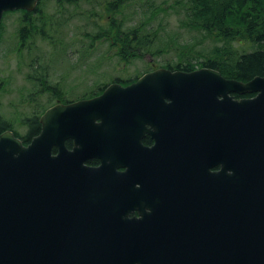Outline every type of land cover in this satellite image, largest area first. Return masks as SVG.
<instances>
[{
	"label": "flooded vegetation",
	"instance_id": "af4514ba",
	"mask_svg": "<svg viewBox=\"0 0 264 264\" xmlns=\"http://www.w3.org/2000/svg\"><path fill=\"white\" fill-rule=\"evenodd\" d=\"M41 2L34 11L13 13L32 16ZM201 68L168 69L191 73ZM113 83L125 91L68 108L101 97ZM48 86L57 91L37 92L50 103L41 115L19 121L25 134L11 128L2 133L11 131L29 146L42 132V116L65 107L49 119L46 134L50 151L43 216L49 239L91 231L120 256L138 253L141 264H164V257L177 258L174 264L222 257L229 225L247 227L241 234L247 243L263 244L264 222L228 219L227 179L239 174L229 165L232 114L224 107L222 84L144 73L73 99L59 86ZM230 96L240 101L257 94ZM35 124L38 131L32 133Z\"/></svg>",
	"mask_w": 264,
	"mask_h": 264
},
{
	"label": "water",
	"instance_id": "95a60500",
	"mask_svg": "<svg viewBox=\"0 0 264 264\" xmlns=\"http://www.w3.org/2000/svg\"><path fill=\"white\" fill-rule=\"evenodd\" d=\"M39 1L0 0V25L5 12H31ZM146 75L173 77L181 82H203L205 85L213 81L223 85L225 90L222 93L227 99L224 107L232 114V127L228 128L229 146L232 147L229 165L239 174L227 179L225 203L228 219L264 222V77L242 82L227 79L220 71L210 68L191 73L158 68ZM124 91L120 84L113 83L101 97L68 108L94 104L114 92ZM231 93H256L257 96L235 101ZM62 108L65 107L56 106L42 116V132L29 146H23L11 131L0 135V264H141L143 259L138 253L136 257L120 256L116 249L95 240L91 231L61 240L47 237L43 210L50 150L46 145V134L49 119ZM247 229L229 225L226 255L195 258L193 264H264V241L256 246L252 245L253 240L247 243L248 238L241 235ZM176 261L177 258H163L164 264Z\"/></svg>",
	"mask_w": 264,
	"mask_h": 264
},
{
	"label": "rangeland",
	"instance_id": "374dc122",
	"mask_svg": "<svg viewBox=\"0 0 264 264\" xmlns=\"http://www.w3.org/2000/svg\"><path fill=\"white\" fill-rule=\"evenodd\" d=\"M178 1L182 5L176 4ZM63 2L42 0L39 14L31 16L34 25L45 21L49 35L33 31V35L22 37L20 29H30L31 25L24 22L21 12H5L2 18L0 116L21 134H25L26 129L19 121L41 115L50 104L45 93H37L42 88L41 76L49 84L59 86L66 98L73 99L95 91L98 85L190 59L182 54V47L187 44L194 46V53L200 50L208 53L212 49V42L202 41L200 33L186 25L192 13L188 8L190 0H126L115 14V20L123 23L124 30L144 25L146 33L157 32L151 49H162L156 55L145 53L128 63L118 58L116 49L110 47L107 39L97 36L101 26L107 27L109 23L107 16L100 19L107 12L98 1L82 0L71 5ZM261 47L264 45H255V49Z\"/></svg>",
	"mask_w": 264,
	"mask_h": 264
},
{
	"label": "trees",
	"instance_id": "16d2710c",
	"mask_svg": "<svg viewBox=\"0 0 264 264\" xmlns=\"http://www.w3.org/2000/svg\"><path fill=\"white\" fill-rule=\"evenodd\" d=\"M66 1L78 4L82 0H61V3L64 4ZM83 1L92 3L98 1L102 9L107 12L106 15L102 14L100 19L107 16L109 23L107 27L101 26L100 34L97 36L107 39L110 47L116 49V55L123 62L133 61L145 53L151 52L156 55L162 51V49L157 51L151 49L157 32L146 33L143 29L144 25L124 30L123 23L115 20V14L126 0ZM178 3L182 5L180 1L176 4ZM188 8L192 13L186 25L200 33L202 41L212 42V49L208 53H204L206 51L203 50V52L200 50L194 53V46L187 44L182 47V54L189 56L190 59H180L175 63L166 64L165 67L186 71L197 67H209L220 71L227 78L242 82L250 81L257 76L264 77V47L255 49V45H264V0H190ZM23 19L31 25L32 29L22 27L20 29L22 37L33 35V31L49 35V32L45 30V21H42L43 24L39 26L36 23L34 25L31 14L24 15ZM50 26H53L52 23ZM40 79L42 88L38 92L56 90L49 88V83L44 76ZM38 127L35 124L31 132L36 133ZM10 128L6 119L0 117V134Z\"/></svg>",
	"mask_w": 264,
	"mask_h": 264
}]
</instances>
